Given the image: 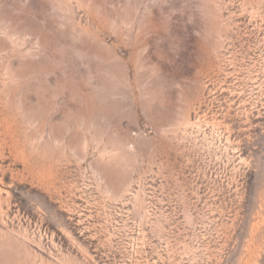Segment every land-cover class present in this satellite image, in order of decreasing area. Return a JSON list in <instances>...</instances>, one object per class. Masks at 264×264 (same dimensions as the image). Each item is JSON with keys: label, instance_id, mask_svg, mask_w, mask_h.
Wrapping results in <instances>:
<instances>
[{"label": "rangeland", "instance_id": "374dc122", "mask_svg": "<svg viewBox=\"0 0 264 264\" xmlns=\"http://www.w3.org/2000/svg\"><path fill=\"white\" fill-rule=\"evenodd\" d=\"M0 264H264V0H0Z\"/></svg>", "mask_w": 264, "mask_h": 264}]
</instances>
